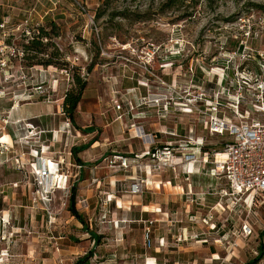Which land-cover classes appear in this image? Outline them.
Listing matches in <instances>:
<instances>
[{
	"label": "rangeland",
	"instance_id": "1",
	"mask_svg": "<svg viewBox=\"0 0 264 264\" xmlns=\"http://www.w3.org/2000/svg\"><path fill=\"white\" fill-rule=\"evenodd\" d=\"M29 14L31 32L27 34L22 22ZM3 19L7 35L0 30V42L24 49L32 38L39 40V50L7 58L15 79L8 90L30 91V101L47 94L51 99L62 98L67 88L76 87L77 74L87 82L84 102L99 99L106 109L114 104L111 93H106L118 86L115 83L122 73L155 80L158 89L153 92L167 94L170 88L160 79L167 76L165 71L173 70L171 74L178 78L171 86L182 95L189 86L212 95L222 75L229 84L236 68L264 76V0H0ZM152 48L154 58L148 67L153 74L143 64ZM100 82L110 88L104 87V98L94 88ZM39 83L46 94L35 92ZM53 102L62 104V99ZM9 104L3 100L2 106ZM248 104L244 100L240 109ZM23 108H17L14 115ZM221 109L231 114V109ZM202 133L203 146L209 149H219L227 139ZM190 180L197 191L208 190L189 197L172 195L177 199L166 203L168 210L174 209L168 219L146 214L142 204L118 209L105 203L106 194L101 192L104 197L91 212V229L100 235L99 242L93 243L92 237H83L85 228L67 209L68 204L62 208L60 194L51 204L57 219L49 224L43 204L34 202L29 175L0 169V216L9 210L12 222L5 234L13 235L7 243L0 242V264H72L76 253L89 247L96 252L91 263L146 264L147 257L154 255L157 264H264V203L256 206L249 199L221 195L220 189L227 187L225 178L217 187L210 186L208 177ZM245 222L252 227L247 236L242 232ZM146 224L151 226V242L144 237ZM18 225L21 228L16 232ZM160 235L167 240L156 249Z\"/></svg>",
	"mask_w": 264,
	"mask_h": 264
},
{
	"label": "built area",
	"instance_id": "2",
	"mask_svg": "<svg viewBox=\"0 0 264 264\" xmlns=\"http://www.w3.org/2000/svg\"><path fill=\"white\" fill-rule=\"evenodd\" d=\"M30 15L22 22L23 32L27 34L31 32L28 28ZM5 24L4 19L0 21L3 36L7 35ZM16 28L18 29V26ZM154 52L153 48L148 50L146 60L143 61L145 71L151 74L153 72L148 66L154 58ZM23 54V48L13 43L0 42V169L7 168L29 175L34 187V202L43 204L42 208L46 211L48 223L51 224L56 220L57 214L51 206L53 192L56 189L63 190L62 207H65L68 201L70 185L66 166L69 162L67 163L61 154L55 157L53 153H50L49 145L40 143L39 133L43 130H38L25 117L12 116L19 105L30 101L33 96L30 91L12 93L8 90L15 79L8 70L10 66L7 58L21 57ZM225 78V75H222L218 88L212 95L203 88L191 90L190 86L183 91L184 95H182L171 86L173 83L167 84L160 79L161 84L169 87L170 91L167 94L153 92L152 98H150L151 94L143 98L144 102L162 103L164 112L171 106H176L182 112L201 116L203 128L211 135L227 136V139L221 142L222 146L219 149L213 152L204 149L203 136L195 138L188 136L185 141L177 145L170 142L156 147L155 150L149 149L140 155H135L132 159L139 160L140 157H147L150 165L167 166L174 174H177V167L181 164L210 163L209 174L215 177L222 176L227 181V187L220 189L221 195L243 201L249 199L251 205L258 206L264 203V76L246 68L242 70L236 68V74L230 79L229 84ZM142 82L148 85L147 78ZM34 90L40 94H46L41 83L34 86ZM223 96L227 101L223 100ZM62 98L51 99L48 94L45 96L46 101H58ZM247 99L249 101L247 107L244 110L240 109L241 103ZM3 100L10 102L8 107L2 106ZM223 106L231 109L230 115L221 112ZM117 107L121 108V105L117 104ZM130 108H133L131 103ZM60 112L65 113L62 104H60ZM65 120L61 131L67 132L71 120L68 116ZM132 131L136 136L144 135L137 128ZM57 132V130H51L53 141H58ZM129 159H131L129 156L118 153H112L106 158L108 167L114 169L130 168L132 164L129 163ZM137 164L141 166V163ZM146 185L147 178H134L129 191L141 194ZM7 226H11V214L2 213L0 241H5L12 236V232L9 235L5 234ZM144 229L145 239L151 242V226L146 224ZM242 232L245 236L252 232L249 222L243 224Z\"/></svg>",
	"mask_w": 264,
	"mask_h": 264
},
{
	"label": "crops",
	"instance_id": "3",
	"mask_svg": "<svg viewBox=\"0 0 264 264\" xmlns=\"http://www.w3.org/2000/svg\"><path fill=\"white\" fill-rule=\"evenodd\" d=\"M171 72L173 73L174 71L171 70ZM171 72L165 71L167 76L162 78L167 83H173L178 78L176 75H172ZM141 78L138 80L139 77L135 79L133 74L122 73L121 79L115 83L118 86L115 85V89L112 91L108 90V92L106 91L110 89L108 84L100 82L94 86L98 90L97 94H101L103 98L105 92H107L108 96L111 93V99L114 104L108 109L104 107L105 103H101L99 99L93 102H84L86 97L84 92L78 103L76 124L71 121L67 132L61 131L67 116L65 113L60 112L59 103L46 101L45 97L39 99L37 97V99L23 102L17 107H24L23 112L17 114L18 117L27 118L38 130H43L39 133L40 141L45 146L49 145L50 153H53L55 157L61 154L65 161L69 162L66 166L69 174V195L73 188L76 195L75 206L82 213L85 220L83 225L77 219L85 228L87 235L83 237H92L93 243L99 242V239L96 240L98 234L91 229V212L99 204L100 198L104 197L101 192L106 194L105 203L115 204L118 209L126 210L132 204H142L141 209L146 214H159L163 218L168 219L174 209L168 210L166 203L171 198L177 199V196L172 195H180V197L186 195L189 197L192 192L201 193L202 190H208V188H203L200 190L201 192L197 191L193 187L190 180L191 177L194 179L201 178V176L208 177L211 179V187H217L220 182L222 183V178H224L209 174L210 163L188 162L181 164L177 167V174H174L172 169L167 166L156 167L150 165L147 157H140L139 160L132 159L135 155H140L149 149L155 150L156 147H161L170 142L173 145H177L185 141L188 136L193 138L203 136L202 134L204 133L202 132L206 131L202 126L201 116L194 119V113L182 112L176 106H171L168 111L164 112L162 103L144 102L143 98L158 89V84L157 81L152 80L148 81V85H144L142 80H145V77ZM106 86L107 89H104ZM99 95L97 98L100 97ZM130 103L133 108H130ZM117 104H120L121 108H118ZM110 110L111 112H109ZM177 110L180 113H177ZM12 116L17 118L14 112ZM135 128L139 129V132L144 135L139 134V136H136L132 131ZM51 130L58 131L56 134L58 141L52 140ZM73 147L76 150L74 153ZM204 149L209 148L204 146ZM216 149L210 148L209 150L213 152ZM112 153L129 156L131 158L129 163L132 166L125 169L109 168L106 158ZM137 163H141V166H138ZM107 168H109L108 171H106ZM140 177L147 178L145 189L141 194L131 193L129 186L132 180L134 178L140 179ZM128 179L131 180L129 183L126 182ZM76 181H78L77 184L75 183ZM214 183L216 184L213 185ZM78 186L79 188H77ZM33 190L34 187L32 186V194ZM62 191L61 189H56L52 195L53 200L56 194H60L62 200ZM209 194H211L210 191ZM143 195H145V201ZM53 200L51 204H53ZM69 200L70 196L67 201L68 205ZM184 205L187 206L189 203ZM8 211L5 210L2 213L6 212L5 214H8ZM20 226L15 227L17 228L16 232L19 231ZM160 238L156 249L165 246L167 238L163 235H160ZM5 243H7V240ZM2 249L5 250L6 248L3 247ZM93 255L95 256L96 252L92 247L82 250V252H77V257L72 264H75L82 256H87V261L78 264H107L103 263L104 261L91 263L90 259ZM214 256L218 257V254L214 253ZM155 257L154 255L148 256L146 264H157Z\"/></svg>",
	"mask_w": 264,
	"mask_h": 264
},
{
	"label": "trees",
	"instance_id": "4",
	"mask_svg": "<svg viewBox=\"0 0 264 264\" xmlns=\"http://www.w3.org/2000/svg\"><path fill=\"white\" fill-rule=\"evenodd\" d=\"M42 31L44 32V29H42ZM37 43H39V40L32 38L30 40V43L27 44L25 46V50L24 52H29L27 51L29 50H39V47L37 46ZM241 47V46H239ZM51 61L50 60H46V64H50ZM92 65L88 68L89 70L91 69ZM75 83H76V87L74 89H68L66 90L63 98H62V105L64 107V111L66 113V115L69 117V119L76 124V116H77V107H78V103L83 95V91L85 90V86L87 84L86 80H83L82 78H80V76L77 74L76 78H75ZM73 153L76 152V150L74 149V147L72 148ZM70 196V200H69V205H68V209L69 211L72 212L73 215H75V217L77 219L80 220V222L85 223L84 217L82 215V213L79 212V210H77L76 208V195H75V191L72 188L71 190V194ZM100 237V235L98 234L96 237V240H98ZM260 256V255H259ZM259 257H256V259ZM255 259V260H256ZM255 260L253 262H255ZM85 261H87V256H82V258H79L78 261L75 264L78 263H85ZM248 264H253L251 263V261Z\"/></svg>",
	"mask_w": 264,
	"mask_h": 264
}]
</instances>
